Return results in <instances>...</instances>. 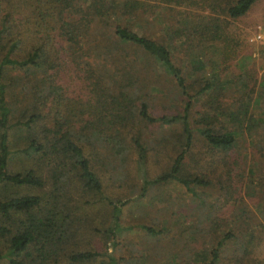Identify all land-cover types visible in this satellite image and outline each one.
Listing matches in <instances>:
<instances>
[{"label":"trees","instance_id":"trees-1","mask_svg":"<svg viewBox=\"0 0 264 264\" xmlns=\"http://www.w3.org/2000/svg\"><path fill=\"white\" fill-rule=\"evenodd\" d=\"M166 1L178 5L187 1L190 6L209 10L210 15L199 21L191 19L181 29L168 32L171 39H179L183 44L189 41L190 55L194 45L219 42L223 57L228 53L236 56L237 49L231 43L238 48L242 40L237 33L230 35L228 23L243 16L255 0ZM151 8L143 0H0V263L119 264L113 254L119 207L107 196H101L95 163L101 149L118 158L119 163L125 162L128 151H134L142 167L147 158L146 148L138 136H128L138 121L179 123L182 136L180 150L169 168L151 179H143L142 188L167 181L187 190L192 185H208L196 175L183 174V166L184 156L193 143L188 121L191 98L208 93L210 83L204 82L194 90L186 84L172 59L174 46L170 42L137 34L122 24L104 32L96 28L99 21L111 15L138 19ZM133 47L162 66L179 94L186 97L180 113L152 116L147 112L137 79L131 81L133 78L128 75L133 60H121L125 51ZM85 55L95 58V64L101 59L100 64L93 68L86 62L85 70ZM190 58L191 62L196 60L195 55ZM67 59L73 69L82 72L86 87L95 96L94 105H79V113L90 114L91 119L71 122V110H61L55 104L61 98L54 75L67 67ZM99 70L107 77L101 76ZM123 70L122 75L127 76L120 80L119 72ZM196 132L214 150L227 151L235 144L232 131L203 125ZM13 161L19 167L11 171L9 165ZM95 196L109 209L113 224L110 222L103 233L112 241L111 249H66L78 232L80 204L94 203ZM257 227L263 229L262 225ZM241 232H223L203 264L255 263L251 257L264 236L250 232L242 238ZM231 240L236 252L228 257L226 243Z\"/></svg>","mask_w":264,"mask_h":264},{"label":"rangeland","instance_id":"rangeland-1","mask_svg":"<svg viewBox=\"0 0 264 264\" xmlns=\"http://www.w3.org/2000/svg\"><path fill=\"white\" fill-rule=\"evenodd\" d=\"M143 1L153 7L151 11L139 15L138 19L111 15L96 24L97 31H110L115 24H122L137 34L170 42L174 46L172 59L178 64L186 84L194 90L204 82L210 83L208 93L191 98L188 121L193 143L184 156L183 166V174L196 175L208 185H192L191 190H187L174 181H167L142 188L143 179H151L169 168L180 150L182 136L179 123L138 121L128 136H138L146 148L147 158L142 167L134 151H128L125 162L119 163L118 158L101 149L95 163L102 186L101 196H107L119 207L113 254L119 264H203L209 260L208 253L216 246L217 239L228 229L242 231V238L250 232L253 236H264V55L247 40L252 28L264 23V0H255L243 16L229 21L227 31L231 36L237 33L242 40L238 48L231 43V47L237 49L235 57L231 53L223 57L219 42L194 45L190 55L189 41L183 44L168 35L169 31L189 24L191 19L199 21L210 15L207 8L190 6L187 1L181 5L166 0ZM193 55L196 60L191 62ZM121 58L122 61L133 60L127 69L128 75L132 76L131 81L137 79L136 86L143 94L150 115L169 116L182 111L186 97L179 94L162 66L134 47L128 48ZM82 60L85 70L86 62L93 68L101 62L97 59L95 64L96 59H88L87 55ZM65 64L68 68L58 69L54 75L61 98L55 104H59L61 110H71L68 114L71 122L91 119L90 114L79 113V105H94L95 96L86 87L82 72L73 69L68 59ZM123 72H119L118 79L127 76L122 75ZM193 73L195 80H192ZM100 75L107 77V74ZM189 91L192 93L191 89ZM203 125L232 131L234 146L227 151L211 149L196 132V128ZM18 167L13 161L9 170ZM98 197L95 196L92 204L85 205L89 201L80 204L75 243L66 249L74 246L98 251L111 249L112 241L103 233L111 222L109 209L96 199ZM257 225H262L263 229ZM261 243L251 257L253 264H264V241ZM226 248L228 257L236 252L232 240L226 243Z\"/></svg>","mask_w":264,"mask_h":264},{"label":"built area","instance_id":"built-area-1","mask_svg":"<svg viewBox=\"0 0 264 264\" xmlns=\"http://www.w3.org/2000/svg\"><path fill=\"white\" fill-rule=\"evenodd\" d=\"M247 40L256 48L257 52L264 55V23L256 24L252 28Z\"/></svg>","mask_w":264,"mask_h":264}]
</instances>
